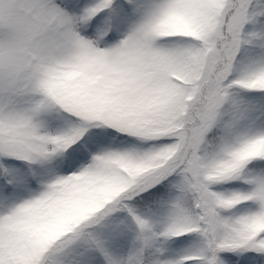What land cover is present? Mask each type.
I'll use <instances>...</instances> for the list:
<instances>
[{
	"label": "snow or ice",
	"instance_id": "1",
	"mask_svg": "<svg viewBox=\"0 0 264 264\" xmlns=\"http://www.w3.org/2000/svg\"><path fill=\"white\" fill-rule=\"evenodd\" d=\"M0 264H264V0H0Z\"/></svg>",
	"mask_w": 264,
	"mask_h": 264
}]
</instances>
